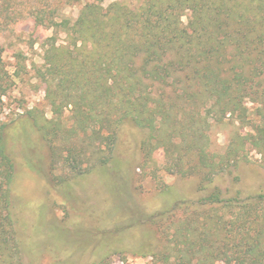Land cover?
Here are the masks:
<instances>
[{
    "label": "trees",
    "instance_id": "1",
    "mask_svg": "<svg viewBox=\"0 0 264 264\" xmlns=\"http://www.w3.org/2000/svg\"><path fill=\"white\" fill-rule=\"evenodd\" d=\"M59 24L63 44L48 38L35 69L50 118L34 107L21 125L45 141L52 169L82 179L111 160L136 167V152L144 170L161 151L166 173L196 180L195 197L141 218L158 249L138 225L139 239L113 251L147 264H264V185L242 188L237 174L250 152L264 167V0H98ZM5 88L0 77V104ZM222 126L231 132L216 151L210 132ZM129 129L143 138L130 130L134 151L115 159ZM13 171L0 127V264H27L30 243L11 215ZM134 229L111 236L129 242Z\"/></svg>",
    "mask_w": 264,
    "mask_h": 264
},
{
    "label": "rangeland",
    "instance_id": "2",
    "mask_svg": "<svg viewBox=\"0 0 264 264\" xmlns=\"http://www.w3.org/2000/svg\"><path fill=\"white\" fill-rule=\"evenodd\" d=\"M93 1L98 0H0V77L6 85L0 104V127L14 168L9 185L11 215L19 234L22 230L30 243L23 244V261L27 264H147L149 257L118 254L113 248L120 247L121 242L134 243L142 227L157 243L155 227L141 218L170 208L180 198L197 195L194 178L164 171L161 151L144 170L135 152L137 169L135 165L119 167L111 160L92 175L75 180L60 167L52 169L48 146L36 131H21L22 122L34 107L50 118L49 107L43 101L44 85L35 77L47 39L54 36L57 44H63L65 29L59 23L66 20L71 26L84 4ZM114 1L121 0H102V5L107 7ZM38 15L43 16V23L38 22ZM50 21L56 25L51 26ZM130 130L137 140L143 138L139 129L122 132L115 159L122 160L134 151ZM230 132L229 126L213 128L212 148L223 150ZM247 157L238 165L240 185L245 189L263 186L264 167L256 162L260 156L250 152ZM122 190L123 196H116ZM163 191L168 193L161 194ZM129 225L135 228L129 242L112 238L116 230Z\"/></svg>",
    "mask_w": 264,
    "mask_h": 264
}]
</instances>
